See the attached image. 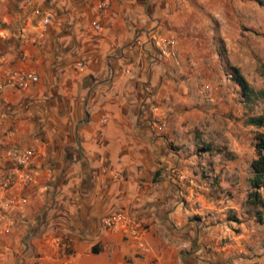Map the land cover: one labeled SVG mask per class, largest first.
<instances>
[{
    "label": "crops",
    "instance_id": "crops-1",
    "mask_svg": "<svg viewBox=\"0 0 264 264\" xmlns=\"http://www.w3.org/2000/svg\"><path fill=\"white\" fill-rule=\"evenodd\" d=\"M175 1L0 0V172L13 173L0 264H264V251H226L183 201L191 161L171 144L189 94L179 47L161 53ZM13 71L38 79L19 88ZM26 150L28 165L14 163ZM116 212L140 233L104 225Z\"/></svg>",
    "mask_w": 264,
    "mask_h": 264
},
{
    "label": "rangeland",
    "instance_id": "rangeland-1",
    "mask_svg": "<svg viewBox=\"0 0 264 264\" xmlns=\"http://www.w3.org/2000/svg\"><path fill=\"white\" fill-rule=\"evenodd\" d=\"M175 3L178 31L167 38L174 44L161 53L169 55L171 47H179L176 87L179 94H189L185 102L180 95L177 100L182 128L178 142L171 144L191 161V199L183 201L192 207V220L216 225L226 251H264V222L245 203L255 157L253 138L264 132L245 119L264 113V98L245 104L228 75L229 66H236L255 90H264V0ZM6 179L7 188L13 173L0 172V186Z\"/></svg>",
    "mask_w": 264,
    "mask_h": 264
},
{
    "label": "trees",
    "instance_id": "trees-1",
    "mask_svg": "<svg viewBox=\"0 0 264 264\" xmlns=\"http://www.w3.org/2000/svg\"><path fill=\"white\" fill-rule=\"evenodd\" d=\"M228 75L238 85L240 96L245 104L252 103L259 97L264 98V90H255L240 72L238 67L229 66ZM246 124L255 127H264V113L248 115ZM255 157L250 162L251 176L249 190L245 203L254 208L253 217L260 223L264 222V132H257L253 138ZM238 221V219H233Z\"/></svg>",
    "mask_w": 264,
    "mask_h": 264
},
{
    "label": "built area",
    "instance_id": "built-area-1",
    "mask_svg": "<svg viewBox=\"0 0 264 264\" xmlns=\"http://www.w3.org/2000/svg\"><path fill=\"white\" fill-rule=\"evenodd\" d=\"M101 7L106 6L105 1H101L100 3ZM49 22V16H45L43 23L47 24ZM96 28H98V25H96ZM163 47H161V52L165 53L166 51V46L167 45H173L174 44V39H167L163 41ZM77 66L81 67L82 63L79 62ZM38 76L35 73L32 72H22V71H13L10 76V82L19 88H26L30 82L32 81H37ZM32 155L31 150H26L23 154L21 155H16L14 157L15 162L22 166L26 167L29 163V158ZM24 178L29 179L28 173H24ZM178 177H182L181 173L178 174ZM5 186L9 185V180L6 179V182L4 184ZM104 225L107 227L116 229V230H121L123 231L126 235L130 236H136L140 233V230L142 229V225L139 221L136 219L130 217L128 214L124 212H116L111 215L106 216L103 219Z\"/></svg>",
    "mask_w": 264,
    "mask_h": 264
}]
</instances>
